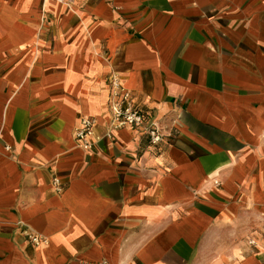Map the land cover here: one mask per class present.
I'll list each match as a JSON object with an SVG mask.
<instances>
[{
	"label": "crops",
	"instance_id": "obj_1",
	"mask_svg": "<svg viewBox=\"0 0 264 264\" xmlns=\"http://www.w3.org/2000/svg\"><path fill=\"white\" fill-rule=\"evenodd\" d=\"M73 1L0 0V264H264V0Z\"/></svg>",
	"mask_w": 264,
	"mask_h": 264
},
{
	"label": "built area",
	"instance_id": "obj_2",
	"mask_svg": "<svg viewBox=\"0 0 264 264\" xmlns=\"http://www.w3.org/2000/svg\"><path fill=\"white\" fill-rule=\"evenodd\" d=\"M107 110L109 114V134L122 128H132L148 136L151 145H157L165 136L153 114L137 102L132 91L125 88L118 77H111L108 83ZM97 125L94 118L83 116L74 131V139L77 146L83 150L91 148L92 138ZM53 184L57 191L62 188L57 178H53ZM214 183L219 185L215 180ZM24 236L34 245L47 242L45 238L39 237L25 230ZM249 246L254 248L259 254L264 256V214L262 224L258 231L246 238Z\"/></svg>",
	"mask_w": 264,
	"mask_h": 264
},
{
	"label": "rangeland",
	"instance_id": "obj_3",
	"mask_svg": "<svg viewBox=\"0 0 264 264\" xmlns=\"http://www.w3.org/2000/svg\"><path fill=\"white\" fill-rule=\"evenodd\" d=\"M60 4H63L65 7H69L70 5H73V0H57ZM47 21V19H46ZM109 82V80H108ZM108 88V87H107Z\"/></svg>",
	"mask_w": 264,
	"mask_h": 264
},
{
	"label": "bare ground",
	"instance_id": "obj_4",
	"mask_svg": "<svg viewBox=\"0 0 264 264\" xmlns=\"http://www.w3.org/2000/svg\"><path fill=\"white\" fill-rule=\"evenodd\" d=\"M218 175V169H215L210 175L209 177H214Z\"/></svg>",
	"mask_w": 264,
	"mask_h": 264
}]
</instances>
